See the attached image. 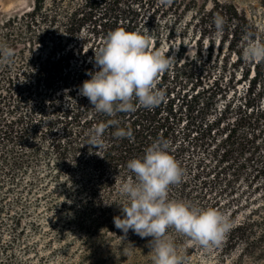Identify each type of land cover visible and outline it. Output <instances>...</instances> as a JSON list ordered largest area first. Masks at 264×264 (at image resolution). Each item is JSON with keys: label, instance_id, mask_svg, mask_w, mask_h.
<instances>
[{"label": "rangeland", "instance_id": "obj_1", "mask_svg": "<svg viewBox=\"0 0 264 264\" xmlns=\"http://www.w3.org/2000/svg\"><path fill=\"white\" fill-rule=\"evenodd\" d=\"M78 1L69 0V5L73 7ZM213 1L155 0L161 31L165 34L172 27L174 36L162 34L154 50L173 56V63L179 62L178 68L172 63L166 72L157 76L156 87L165 93V101L170 97L175 104H179L178 98L196 95L200 105L206 103L209 119L227 105L234 111L242 100L247 86L243 75L247 71L252 75V66L256 63L246 61L241 55L245 35L264 40V0H217L233 4L246 19L237 28L231 25L220 37L215 35L214 27L198 38L191 12L183 11L182 22L173 23V15L187 5L195 2L209 7ZM33 4L34 0H0V42L15 52L10 62L0 63V167L8 165L9 157L20 149L30 151L33 144L50 147L49 135L45 136V142L38 139L40 131L51 124L48 112L44 117L39 113L40 103L49 95L46 86L51 82L47 72L38 70L40 62L50 56L56 59L68 54L72 68L91 64L94 52L102 46L107 33L116 28L110 23L94 26L90 21L68 26L64 16L58 14L53 18L52 12L48 19L33 23L25 16ZM51 8V0H45L44 9ZM187 61L188 65H180ZM227 116L232 119L230 113ZM57 126L53 123L52 130L56 133ZM22 130L23 141L12 138L10 132L16 135ZM215 136L204 139L196 148L185 150L180 182L183 189L172 187L169 196L201 208L215 207L230 218L232 227L242 223L245 228L235 232L230 240L224 237L218 245L207 249L173 228L167 234L181 250L182 264H264V217L258 218L251 211L264 201L262 192L252 193L243 176L229 182L233 177L228 167L231 153H222L221 135ZM101 151L95 150L99 155ZM89 171L95 173L94 169ZM119 173H115L111 193L98 190L96 196L106 201L101 206L83 209L66 202L48 208L42 201L26 208L4 210L3 218L0 217V247L10 245L12 255L0 253V264H151L148 243L151 237L142 238L132 230L123 233L114 225V217L123 215L120 205L124 198L117 188L121 180ZM93 176L86 174L87 185L96 179ZM54 190L60 196L63 193L60 189ZM64 205L67 210H61ZM13 214L21 215L17 239L8 234L12 224L9 216Z\"/></svg>", "mask_w": 264, "mask_h": 264}, {"label": "trees", "instance_id": "obj_2", "mask_svg": "<svg viewBox=\"0 0 264 264\" xmlns=\"http://www.w3.org/2000/svg\"><path fill=\"white\" fill-rule=\"evenodd\" d=\"M44 3L45 0H34L33 8L25 16L36 23L48 19L49 12H52L53 18L58 14L64 16L68 26L90 21L94 26L110 23L113 27H122L128 31L147 32L150 35V44L152 42L149 51L157 49L164 34L158 23L155 0H80L73 7L69 5V0H51L50 11L44 9ZM183 11L192 13L191 20L198 32V38L215 27L213 18L216 14L225 18L223 32L226 33L231 25L237 28L246 21L233 4L217 0L209 7L206 4L196 5L195 2L187 5L173 15V23L182 22ZM164 36H174V29L169 27ZM199 52H202V45ZM50 57L38 66L40 72L49 74L51 81L46 86L48 98L43 99L39 105L40 115L44 117V113L48 112L51 124L40 131L42 134L38 139L45 142V136L49 135L50 147L33 144L30 151L20 149L9 157L11 161L8 165L5 163L0 167V217L4 210L26 208L42 201L48 208L61 206L66 202L83 209L88 206H101L106 201L96 196L98 190L111 193L114 189L115 173L120 172L118 175L121 179L131 175L126 168V162L142 156L144 149L153 141L166 140L171 155L182 168L186 160L185 150L196 148L204 139L207 141L210 137L216 138L215 135H221L219 144L223 149L222 153H231L228 167L232 170L233 177L229 182H233L234 177L243 176L250 191H261L264 199V66L261 62L252 66V75L250 71L243 75L247 79V86L234 111L227 105L209 119L206 116V103L202 102L200 105L196 95L189 98L185 95V99L180 100L177 97L179 104H175L173 98L167 97L166 101L164 99L154 108L138 106L134 112H121L115 117H107L95 113L88 99L78 92L82 81L89 78L86 73L95 70L94 61L72 68L68 64V54L59 55L56 59ZM178 63H173V67L178 68ZM188 64V61L180 63ZM228 113L232 115L231 120ZM112 119L118 120L119 126L129 128L132 138L115 137V127L108 124ZM102 122L106 127L103 133L104 147L99 155L95 152V147L84 143L88 130ZM222 122L226 124L221 125ZM53 123L59 126L57 133L52 130ZM10 134L19 141H23L25 135L23 130L16 135L12 132ZM89 169H94L95 173ZM87 173L96 178L89 185L85 179ZM175 186L183 189L181 183H178L171 186L170 190ZM54 188L63 191L61 196ZM60 208L67 210L65 205ZM251 211L258 218L264 217L261 215L264 213V201ZM231 215L235 216V213H230ZM9 218L12 220L8 228L9 237L17 239L21 232V215L13 214ZM244 228L242 223L237 224L231 227L225 237L230 240L235 232ZM10 248L8 244L0 247V253L5 251V254L12 255Z\"/></svg>", "mask_w": 264, "mask_h": 264}, {"label": "clouds", "instance_id": "obj_3", "mask_svg": "<svg viewBox=\"0 0 264 264\" xmlns=\"http://www.w3.org/2000/svg\"><path fill=\"white\" fill-rule=\"evenodd\" d=\"M225 22L222 15L214 16L217 37L223 35ZM149 44L147 32L118 27L107 33L94 52L95 70L86 73L89 78L78 88L95 113L115 117L134 112L138 106L154 108L164 101L165 93L156 87V78L170 68L174 57L149 51ZM14 55L13 48L0 42V63L10 62ZM241 55L249 62H264V40L245 35ZM108 124L115 127V137L132 138L131 130L119 126L118 120ZM105 127L102 122L90 128L84 144L102 149ZM126 168L131 175L117 185L124 198L120 205L123 215L114 217V225L123 233L132 230L142 238L151 237V264H182L181 250L167 234L169 228L205 249L218 245L230 231V218L215 207L201 208L170 198L171 186L180 183L184 173L166 140L153 141L142 156L129 159Z\"/></svg>", "mask_w": 264, "mask_h": 264}]
</instances>
